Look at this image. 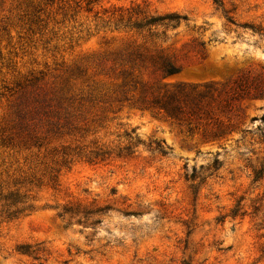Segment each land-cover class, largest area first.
<instances>
[{"label": "rangeland", "instance_id": "1", "mask_svg": "<svg viewBox=\"0 0 264 264\" xmlns=\"http://www.w3.org/2000/svg\"><path fill=\"white\" fill-rule=\"evenodd\" d=\"M218 2L0 0V264H264V0Z\"/></svg>", "mask_w": 264, "mask_h": 264}, {"label": "trees", "instance_id": "2", "mask_svg": "<svg viewBox=\"0 0 264 264\" xmlns=\"http://www.w3.org/2000/svg\"><path fill=\"white\" fill-rule=\"evenodd\" d=\"M215 4H218V0H214ZM136 19L132 22V28L137 31L147 30L150 36H153L151 33L152 28L157 26H162L164 28H175L177 27L182 20H186L185 17H182L178 14H165V15H156L149 16L145 15L143 11L136 8ZM141 17V18H140ZM131 21V20H129ZM160 71L163 74V77L177 75L181 72V67L175 65L171 61L164 60L161 64ZM158 94L148 93L144 89L140 88L139 98L137 99V104L146 106L151 109H156L163 112L167 117L173 119H181L192 116H199L201 113L202 107L200 99L201 95L194 96L192 92L186 91L184 88L179 86L172 87L168 89L166 86L161 89V92ZM148 94L150 95L148 97ZM192 95V97H191ZM206 114V113H205ZM255 178H258V174L255 173ZM16 195H9L5 199L8 204H4L6 218L13 220L18 214H20L23 209L18 208L20 202L17 201ZM15 210H10L11 208ZM63 214L76 215L74 214L71 207H64ZM79 223V222H78ZM20 254H27L28 251L24 247L20 248L18 251Z\"/></svg>", "mask_w": 264, "mask_h": 264}]
</instances>
